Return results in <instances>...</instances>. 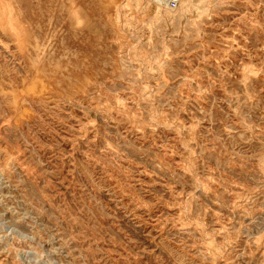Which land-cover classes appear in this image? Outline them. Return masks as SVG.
Segmentation results:
<instances>
[{"label":"rangeland","instance_id":"374dc122","mask_svg":"<svg viewBox=\"0 0 264 264\" xmlns=\"http://www.w3.org/2000/svg\"><path fill=\"white\" fill-rule=\"evenodd\" d=\"M0 264H264V0H0Z\"/></svg>","mask_w":264,"mask_h":264},{"label":"built area","instance_id":"2783aa9c","mask_svg":"<svg viewBox=\"0 0 264 264\" xmlns=\"http://www.w3.org/2000/svg\"><path fill=\"white\" fill-rule=\"evenodd\" d=\"M177 2H178V0H171V4H172L173 8H175L177 6Z\"/></svg>","mask_w":264,"mask_h":264}]
</instances>
